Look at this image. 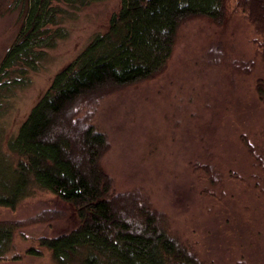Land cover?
Instances as JSON below:
<instances>
[{"label": "rangeland", "instance_id": "rangeland-1", "mask_svg": "<svg viewBox=\"0 0 264 264\" xmlns=\"http://www.w3.org/2000/svg\"><path fill=\"white\" fill-rule=\"evenodd\" d=\"M28 0H0V65L24 28ZM61 12L51 30L67 36L45 48L34 70L1 77L0 140L18 131L54 76L93 38L108 30L121 0ZM221 24L199 17L180 26L168 67L156 78L126 86L83 107L107 135L101 166L112 194L135 189L167 218L168 230L208 264H264V174L255 151L264 148L263 36L227 2ZM251 145V147H248ZM255 149V151L253 150ZM0 221L15 226L12 249L0 264H55L41 236L69 232L80 222L70 203L37 190ZM34 247L39 256L29 255Z\"/></svg>", "mask_w": 264, "mask_h": 264}, {"label": "trees", "instance_id": "trees-1", "mask_svg": "<svg viewBox=\"0 0 264 264\" xmlns=\"http://www.w3.org/2000/svg\"><path fill=\"white\" fill-rule=\"evenodd\" d=\"M54 1L76 11L105 0H28L25 26L2 58L0 80L13 70H34L43 50L67 36L63 28L48 27L63 12ZM228 1L121 0L108 30L93 36L57 72L18 131L6 140L7 153L0 140L1 207L14 209L41 189L78 213L75 229L38 239L55 264H208L172 235L164 213L142 194L135 189L112 194V178L101 166L109 148L107 135L81 109L116 90L156 78L168 67L180 26L199 17L221 24ZM234 4L263 36L259 46L264 60V0ZM255 92L264 102V79H257ZM255 159L264 174V148L255 151ZM15 229L12 222L0 221V260L12 249ZM26 253L41 254L34 247Z\"/></svg>", "mask_w": 264, "mask_h": 264}]
</instances>
